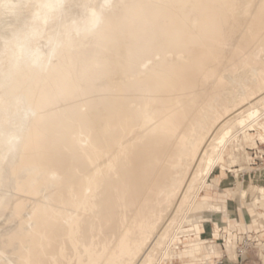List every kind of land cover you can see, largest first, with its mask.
<instances>
[{"label":"bare ground","instance_id":"6f19581e","mask_svg":"<svg viewBox=\"0 0 264 264\" xmlns=\"http://www.w3.org/2000/svg\"><path fill=\"white\" fill-rule=\"evenodd\" d=\"M253 1L43 0L59 7L38 19L42 0H0V33L11 34L0 60V206L23 224L0 238L19 254L12 262L155 264L144 247L161 246L182 188L196 189L194 214L169 235L162 261L210 264L207 246L180 250L175 240L188 234L183 223L198 232L196 217L202 230L229 221L227 203L191 187L198 177L223 185L211 176L224 147L237 159L238 134L264 132V0ZM244 62L256 80L240 87L238 74L230 93L226 77ZM254 191L249 205L264 213V188Z\"/></svg>","mask_w":264,"mask_h":264},{"label":"rangeland","instance_id":"374dc122","mask_svg":"<svg viewBox=\"0 0 264 264\" xmlns=\"http://www.w3.org/2000/svg\"><path fill=\"white\" fill-rule=\"evenodd\" d=\"M253 2L254 3L257 2V4L259 5L261 3V0L260 1L255 0ZM258 2H260V3H258ZM257 4L253 5L251 2L248 6L249 9L248 8L246 9L248 11L247 14L251 15L256 10L255 7L257 6ZM251 5H253L252 6L253 8L250 7ZM1 35H3L2 36L3 38L0 37V43H1L0 44V50L3 51L4 46L2 43H4V44L8 43L10 40H6L5 38H7V39L11 38L10 37L11 34L7 33V32L6 33L3 32L2 34L0 33V36ZM5 36H7V37H5ZM2 51L0 52L1 62L4 61V58L7 54L6 52L4 53V51L3 52ZM260 53L258 54L259 55L258 57L263 59L264 57H260V56H264V51L260 52ZM2 57H3V59H2ZM225 63H227V61H225ZM245 63L246 62H244L243 64L245 65ZM243 64H241L240 67H242ZM243 67L244 68L246 67V69H242V68L237 69L238 71L236 70L233 73L234 74L233 78L232 77L231 78L226 77V79L227 80L230 79V82H231V83L229 82L228 85L226 84L227 86L225 85L226 87H228L227 88V90H229L228 92H230L229 87L234 85V84H232L231 79H233V80L237 79L238 80L239 76L241 78L242 77L244 78V76H246L244 79L247 81L241 82L243 80V78L241 81H240V79L238 80L239 82H241V84L238 83L237 80L233 81V82H235V83L237 82L238 84L241 85L240 86V85L236 84L237 86H240V87H242V85L244 87L247 85L251 86L250 84H253L255 82V80H256L255 78H256L257 73H256V75L254 73V75H255V78H254V75L252 74L253 76H251V73L248 72V70H247L248 66L245 65ZM242 72H244V74ZM246 72H248V73L246 74ZM241 73H242V76L240 75ZM238 74H239V76H238ZM247 77H248V79H247ZM252 77L254 79V82L252 80ZM245 80H243V81H245ZM248 80H249V82H248ZM227 83H228V81H227ZM237 86L236 87L234 86L235 88L231 87L233 89V91H235L234 89L239 91L240 87H237ZM226 87L221 90V92H220L221 96L219 94L218 97L220 96V98H222V97H224V95H226L225 96L226 98L225 99L222 98V100L229 102V100H231V98L229 97V100H228L227 96L231 92L228 94V92L226 91ZM232 89H231V91H232ZM241 89L242 88H240L241 92L239 91V93L242 94ZM224 90H225L226 94L224 92H222ZM237 93H238L237 91H236V94L234 92L235 96H234V94L233 95L231 94L232 100L234 103L232 102V104H230V106L231 105L233 106V104H235L236 100L239 99L238 95H240V94L239 93L237 94ZM244 93L245 92H243V94ZM233 96L235 97V99L233 98ZM220 98H218V99H220ZM217 102H219V101H217ZM262 103H264V100H263V102H261L258 105V106H260L259 107L260 111H262V110L264 111V104H262ZM260 135H264L263 130L260 128H257L256 131L254 129H250L246 136H243L242 133L238 134L239 137L237 138V140H238L237 142L241 146V148H235L234 147L235 154L237 155V159H230L228 157L229 156L228 153L230 152V149H231V146L229 144H227L224 147L223 154L220 158V162H221L220 167H216V169H214V171L212 172V176H211L212 177L211 179L217 178V184H220V182H222L223 185H220V186L210 185L211 184L210 178L206 179V182L204 181L205 179L202 177H198V179H195L196 181L193 182V187H191V188H194L195 185L198 188H200L201 185H202L201 187H205V188L199 190V194H202V196H204L205 198H207L210 201H214L213 205L215 207H216V205H215L216 202L227 203L229 206L230 218H229V221H226L225 219H221V220L217 221L216 223H209L208 227L205 230H202L201 225L203 223L200 221L202 219L200 217L199 218L196 217L197 218V220H196L197 221V227L199 228L198 232H196L194 230L193 227L195 224L193 222L183 223L184 227H185L184 229L188 232V234H186L184 236H180L175 240V242L178 243L180 250H183L190 243L196 241V242L201 243L204 246H207V248L209 250L207 252L208 253L207 261L210 264H264V251L261 248L262 245H264V229H263L264 213L260 210L252 209V207L249 205V201H250V199H252V194H254V192H255L254 189L256 190V188H258V187L264 188V141L260 140V138H259ZM79 138H80V135H79ZM234 144H235V142L232 143V145H234ZM200 178L205 183L204 182L202 183V180H200ZM232 188L234 189V190H232V191H234L233 193H231ZM182 190L183 189L181 188L180 191L177 192L178 194L175 197V201L173 200L174 203L171 204L170 208L165 213L166 218H163L164 221H166L167 218H169V220H170V219L176 217L174 222H171V221H173V219L170 221L167 220V221H169L168 224H166L164 222L163 230H166L167 232L165 233V231L162 230L163 235L164 234H166V235L162 236V238H161V240H162V243L160 241L161 246H160L159 242L157 243L159 245L158 248L160 250L154 249L156 247V243H155L156 241H154V242L151 241L148 244H146V246L144 247V252H146L145 254H147L149 252V253H151V255H153V262L155 264H156V262L158 264H183V262H180L178 260L177 261L174 260V261L163 262L162 261V255H161L165 251V247H166V244L168 242V237H170L171 234L174 233V231L175 232L177 231L176 227L178 226V224H181V222L187 217H188V219H190L191 216H193L192 214H194V213H192L193 207H190V204L192 202L191 199L195 195L194 193H196V189H190L191 191L188 190L189 192H186L185 189H184L185 191L184 190L182 191ZM193 190H194V192H193ZM202 190H203V193H202ZM181 194H182V198L180 199ZM191 194H192V196H191ZM231 194L232 195L234 194L233 195L234 197H232ZM184 196H186V198ZM189 196H191V198ZM182 199H184V200H182ZM180 200L184 201V203L182 202V204H181L179 202ZM78 201H80V199ZM177 202H179L181 205H183V204L184 205L181 206V208L179 206H177L178 209H176V205H179V203L177 204ZM76 204L78 207L79 202ZM82 205H80V206H82ZM77 207L75 206L74 208H77ZM2 209L3 208L0 206V220H1L0 221V227H1L0 228V230H1L0 238H1V236H4L2 240H5L9 232H10L9 234H11V232L14 233V230L16 228H18L19 226H22L23 224H21V222H19L20 219H18V222L21 225H19V223L17 224V221H15L16 218L14 217L15 220L10 219V217H12V215L10 213L4 212L5 210H2ZM82 209H83V207H82ZM173 209H175V210L173 211ZM1 210L4 212L3 214L1 213L2 212ZM72 210L73 209L69 210L68 213L69 214L74 213V214H72L74 216H75V214L77 216V213H79L78 218H79V215L83 213L81 209H80V211L82 213L77 212L79 209L78 210L74 209V210H76L77 213L72 211ZM175 211H176L177 215H176V213H173ZM168 212H169V214H168ZM171 213H173V215ZM25 214H27L28 216L30 215L29 212H27ZM25 214L23 215L24 218L26 216ZM1 215L3 218H1ZM3 215H6V216H3ZM169 215L170 216L172 215L173 217L171 216V218H170ZM70 216H71V214H70ZM218 216L219 215L217 214L216 217L218 218ZM29 217L26 216L25 219L27 220V219H29ZM6 219L8 221L10 219L11 221H9V223H12V224H9V223L6 224L5 223ZM24 220L22 219L21 221H23L25 224ZM29 221L30 220L26 221V225H28L30 223L28 225L30 227L31 221L30 222ZM170 222L172 224H170ZM2 223H5L6 225L2 224ZM15 224H16V226L17 225H19V226L16 227ZM169 224L171 226H169ZM3 225H5V226H3ZM26 225H24L26 230L27 229L29 230V228L26 227ZM24 226H23V228H24ZM167 226H169V227H167ZM13 228H14V230H13ZM4 232H5V234H3ZM6 233H7V235H6ZM214 234H216L217 236H214ZM0 241H1V239H0ZM259 242H262V243L258 244ZM151 243L155 244V245H153V249H152ZM149 248L152 250L150 251ZM210 248H212L214 250H211ZM3 250L4 249H0V253L2 254V255H0V258H1L0 262L2 261L4 264V262H5L4 259H6V263L8 261L9 264H16L15 262H12V261L17 259L18 263H19V260H20V257L18 259L19 254L16 256L14 254L12 255V253H11L12 251L9 249H5L4 250L5 252H3ZM147 250H148V252H147ZM153 250H154V252H152ZM158 256H160L161 259H160V257L158 258ZM9 258H11V260ZM17 260H15V261H17ZM2 262H1V264H2ZM66 263L68 264V261ZM66 263L64 260V264H66ZM184 263H187V264H204V262H201V261H190V262H184Z\"/></svg>","mask_w":264,"mask_h":264},{"label":"clouds","instance_id":"9594fccd","mask_svg":"<svg viewBox=\"0 0 264 264\" xmlns=\"http://www.w3.org/2000/svg\"><path fill=\"white\" fill-rule=\"evenodd\" d=\"M59 7V3L57 4H52V3H48V2H40L36 5V8H37V18H41V16L43 15H46L48 12L52 11L54 8H57ZM93 17H95V13L93 12L92 13ZM95 26V23L93 24V27ZM38 33L33 30L32 33H31V36L35 37L37 36ZM18 51H19V54L21 56H24V55H32L33 56V61L34 63L36 62V57L34 56V54L30 53L27 49V47L25 46V41H20L18 42Z\"/></svg>","mask_w":264,"mask_h":264}]
</instances>
